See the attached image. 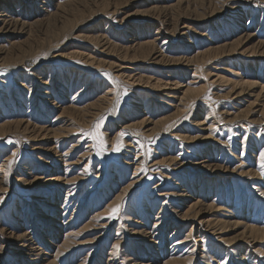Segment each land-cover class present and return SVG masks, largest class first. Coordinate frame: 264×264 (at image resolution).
<instances>
[{
	"label": "rangeland",
	"instance_id": "rangeland-1",
	"mask_svg": "<svg viewBox=\"0 0 264 264\" xmlns=\"http://www.w3.org/2000/svg\"><path fill=\"white\" fill-rule=\"evenodd\" d=\"M0 12V264H264V0Z\"/></svg>",
	"mask_w": 264,
	"mask_h": 264
},
{
	"label": "bare ground",
	"instance_id": "bare-ground-1",
	"mask_svg": "<svg viewBox=\"0 0 264 264\" xmlns=\"http://www.w3.org/2000/svg\"><path fill=\"white\" fill-rule=\"evenodd\" d=\"M12 20V19H11ZM10 19H7V16L5 15V14H3V13H1L0 12V24L2 25V28H7L10 24H13L12 23V21H11ZM15 22V21H14ZM148 43H143V44H141L140 46H143V45H147ZM139 46V47H140ZM160 57H163L162 55H159ZM44 62H46V61H44ZM79 77V76H78ZM107 94H109V92H107ZM78 96H74V98H73V100H75L76 98H77ZM3 98H4V96H3ZM16 123H18L17 121H16ZM24 123L22 122V125H23ZM27 125L28 126H31V125H29V123H27ZM33 128H35V127H33ZM41 130V129H40ZM199 170H202V168H200ZM176 186H178V183H176V185H174V187H176ZM162 195H164V194H162ZM198 224H204V223H202V221H198L197 222ZM194 227V226H193ZM216 227L215 226H213V227H206V229H208L210 232H212V233H215V229ZM177 230H179V229H177ZM176 233L177 232H175L174 234H173V236L172 237H174V236H176ZM201 233V232H200ZM22 247V246H21ZM33 248H30V250H32ZM29 250V251H30ZM28 251V252H29Z\"/></svg>",
	"mask_w": 264,
	"mask_h": 264
},
{
	"label": "snow or ice",
	"instance_id": "snow-or-ice-1",
	"mask_svg": "<svg viewBox=\"0 0 264 264\" xmlns=\"http://www.w3.org/2000/svg\"><path fill=\"white\" fill-rule=\"evenodd\" d=\"M121 135H123V133H121ZM261 157H262V159H264V153L261 154ZM118 209H119V206L112 208L111 214L115 215L118 212Z\"/></svg>",
	"mask_w": 264,
	"mask_h": 264
}]
</instances>
